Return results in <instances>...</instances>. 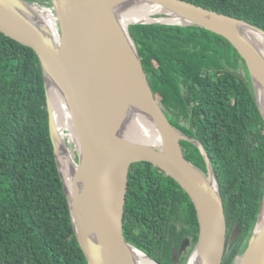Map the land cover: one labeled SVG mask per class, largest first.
<instances>
[{
  "label": "trees",
  "instance_id": "obj_1",
  "mask_svg": "<svg viewBox=\"0 0 264 264\" xmlns=\"http://www.w3.org/2000/svg\"><path fill=\"white\" fill-rule=\"evenodd\" d=\"M185 1L264 30V0ZM130 31L155 96L176 117L171 123L193 117L189 135L203 144L217 174L227 240L241 224L222 261L232 264L252 234L264 194V120L245 63L226 39L198 26L132 25ZM232 72L243 73L248 85ZM183 145L186 157L206 170L200 150ZM122 227L129 242L163 264H173V252L191 236L180 262L186 264L199 234L189 195L143 161L129 170ZM0 264H87L54 156L39 58L1 31Z\"/></svg>",
  "mask_w": 264,
  "mask_h": 264
},
{
  "label": "water",
  "instance_id": "obj_2",
  "mask_svg": "<svg viewBox=\"0 0 264 264\" xmlns=\"http://www.w3.org/2000/svg\"><path fill=\"white\" fill-rule=\"evenodd\" d=\"M134 6L153 9L151 19L124 26L121 12ZM132 25L198 26L222 36L243 59L264 120V30L257 26L185 0H0V31L32 48L41 64L54 156L87 264H139L138 253L163 264L123 232L129 170L142 161L173 178L195 206L199 234L186 264H222L241 224L227 240L224 201L208 153L169 120L147 78ZM252 33L261 35L260 45ZM232 73L248 85L243 73ZM55 95L62 102L60 117L51 102ZM130 121H139L137 135L148 139H131ZM183 141L200 150L206 170L186 157ZM189 243L186 238L173 258ZM232 264H264V194L252 234Z\"/></svg>",
  "mask_w": 264,
  "mask_h": 264
},
{
  "label": "bare ground",
  "instance_id": "obj_3",
  "mask_svg": "<svg viewBox=\"0 0 264 264\" xmlns=\"http://www.w3.org/2000/svg\"><path fill=\"white\" fill-rule=\"evenodd\" d=\"M33 11L35 12V10ZM153 11V9L146 6H134L121 12L120 21L124 26H127L130 22L150 20ZM250 37L255 43L260 45L262 41L261 35L257 33H252ZM51 102L53 104L56 116L60 117L63 113V107L60 97L55 95L53 98H51ZM141 128L142 124L139 121H130L127 127V135L131 139L145 141L146 138L148 139V135L143 133L141 136H139L136 132V130H139ZM69 173L71 174V171H69V165L67 163L65 164V166H63V174L65 176L67 186L70 184L71 178L70 175H68ZM138 260L139 264H156L153 261L149 260L147 257H145L143 253H138Z\"/></svg>",
  "mask_w": 264,
  "mask_h": 264
},
{
  "label": "flooded vegetation",
  "instance_id": "obj_4",
  "mask_svg": "<svg viewBox=\"0 0 264 264\" xmlns=\"http://www.w3.org/2000/svg\"><path fill=\"white\" fill-rule=\"evenodd\" d=\"M217 68H215V69H212V70H216ZM221 69V68H220ZM173 114H172V112L169 114V120H171L170 119V117H173L172 116ZM172 119H175L176 120V117L174 116V118H172ZM178 122L180 123V125L179 126H177V125H175V126H177L181 131H183L185 134H187V135H189L190 133H191V131H190V128H189V122L190 123H192L193 122V117H191L190 119H188V120H186L185 118H183L182 116H180V120H178ZM184 124V125H182V124ZM174 125V124H173ZM192 127H193V125H192ZM189 136H192V137H194L193 135H189ZM196 138V137H195ZM183 148L184 149H186V147L183 145ZM131 169V168H130ZM189 240H190V243H189V245L187 246V249H186V251L185 252H183V253H181V255L180 256H178V258H176V259H174L173 257H172V260H173V264H181L180 262L182 261V259H183V254H186V252H188L189 250H190V248L192 247V244H193V237H191V236H188L187 237ZM186 238H184L183 240H182V242H181V244H180V248H181V246H182V244H183V242H184V240H185ZM195 246V245H194ZM194 246H193V248H194ZM179 248V249H180Z\"/></svg>",
  "mask_w": 264,
  "mask_h": 264
},
{
  "label": "rangeland",
  "instance_id": "obj_5",
  "mask_svg": "<svg viewBox=\"0 0 264 264\" xmlns=\"http://www.w3.org/2000/svg\"><path fill=\"white\" fill-rule=\"evenodd\" d=\"M169 117V116H168ZM182 124V123H181ZM182 125H184V124H182ZM230 235H231V233H230ZM230 245V244H229ZM228 249H229V247H228ZM228 249H227V252H228ZM181 255V254H180ZM180 255H178V256H180ZM178 258V257H177Z\"/></svg>",
  "mask_w": 264,
  "mask_h": 264
},
{
  "label": "clouds",
  "instance_id": "obj_6",
  "mask_svg": "<svg viewBox=\"0 0 264 264\" xmlns=\"http://www.w3.org/2000/svg\"><path fill=\"white\" fill-rule=\"evenodd\" d=\"M189 264H190V262H189Z\"/></svg>",
  "mask_w": 264,
  "mask_h": 264
}]
</instances>
